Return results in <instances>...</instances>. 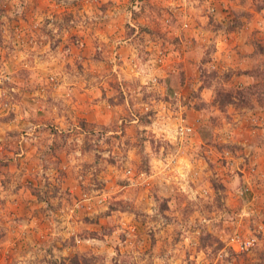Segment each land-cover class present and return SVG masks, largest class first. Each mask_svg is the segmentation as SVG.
I'll list each match as a JSON object with an SVG mask.
<instances>
[{
  "label": "rangeland",
  "instance_id": "374dc122",
  "mask_svg": "<svg viewBox=\"0 0 264 264\" xmlns=\"http://www.w3.org/2000/svg\"><path fill=\"white\" fill-rule=\"evenodd\" d=\"M0 264H264V0H0Z\"/></svg>",
  "mask_w": 264,
  "mask_h": 264
},
{
  "label": "built area",
  "instance_id": "2783aa9c",
  "mask_svg": "<svg viewBox=\"0 0 264 264\" xmlns=\"http://www.w3.org/2000/svg\"><path fill=\"white\" fill-rule=\"evenodd\" d=\"M180 131H181V132H180L181 134H183V133L185 134V133L187 132V128H181Z\"/></svg>",
  "mask_w": 264,
  "mask_h": 264
},
{
  "label": "trees",
  "instance_id": "16d2710c",
  "mask_svg": "<svg viewBox=\"0 0 264 264\" xmlns=\"http://www.w3.org/2000/svg\"><path fill=\"white\" fill-rule=\"evenodd\" d=\"M243 72H245V73H251L250 70H244ZM229 101H230V100H229Z\"/></svg>",
  "mask_w": 264,
  "mask_h": 264
}]
</instances>
